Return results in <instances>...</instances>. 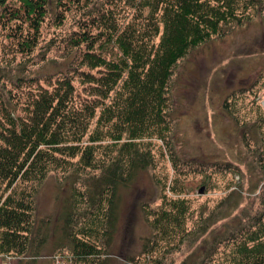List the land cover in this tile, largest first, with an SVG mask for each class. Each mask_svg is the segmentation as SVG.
Returning <instances> with one entry per match:
<instances>
[{
    "label": "trees",
    "instance_id": "16d2710c",
    "mask_svg": "<svg viewBox=\"0 0 264 264\" xmlns=\"http://www.w3.org/2000/svg\"><path fill=\"white\" fill-rule=\"evenodd\" d=\"M93 1L0 0V34L5 32L22 53L38 45L49 12L58 24L73 6L87 16L70 39L81 49L79 64L71 61L68 71L45 85L18 75V88L23 83L32 88L22 114L0 98V254L23 255L33 244L40 246L44 239L33 236L37 187L52 171L80 170L92 173L84 193L92 209L85 229H68L72 257L100 258L103 248L93 241L108 235L104 227L114 224L119 188L155 163L151 143L144 140L166 138L170 130L174 68L193 48L226 27L241 25L259 7L255 0H108L90 7ZM255 162L264 180V150L256 151ZM259 198L255 211L239 216L234 213L242 193L234 189L194 229L188 228L184 199L156 208L143 205L149 224L161 234L160 241L146 244L145 264H161L153 256L160 242H167L165 253H170L219 221L218 230L211 229L205 238L209 244L203 256L181 264H214L217 259L219 264H264V184ZM80 202L74 200L72 211L81 210Z\"/></svg>",
    "mask_w": 264,
    "mask_h": 264
},
{
    "label": "rangeland",
    "instance_id": "374dc122",
    "mask_svg": "<svg viewBox=\"0 0 264 264\" xmlns=\"http://www.w3.org/2000/svg\"><path fill=\"white\" fill-rule=\"evenodd\" d=\"M107 1L94 0L90 7ZM255 1L259 7L250 10L241 25L226 27L193 48L174 68L167 110L170 130L166 138L144 140L151 143L155 163L119 188L114 224L104 227L108 235L100 234L93 241L103 248L102 256L96 261L75 260L67 234L72 226L75 232L87 226L92 206L84 193L92 173L52 171L37 187L35 201L33 236L44 241L23 255L0 254V264H145L146 244L149 239L160 241L161 234L149 224L143 205L156 208L165 201L186 200L190 229L234 189L242 193L234 214L244 217L259 207L264 180L255 157L256 151L264 150V0ZM80 10L73 6L62 24L49 12L38 45L29 53L19 52L5 32L0 34V98L16 113H23L22 102L32 89L29 83L18 88V75L45 85L47 79L55 80L68 71L71 61L79 64L81 49L70 39L87 17ZM76 79L81 93L83 86ZM202 187L204 193H200ZM75 199L81 201L76 212L71 206ZM221 223L209 231L218 230ZM209 231L189 236L170 253H165L167 242H160L153 256L161 264L198 259L209 244L205 241Z\"/></svg>",
    "mask_w": 264,
    "mask_h": 264
},
{
    "label": "water",
    "instance_id": "95a60500",
    "mask_svg": "<svg viewBox=\"0 0 264 264\" xmlns=\"http://www.w3.org/2000/svg\"><path fill=\"white\" fill-rule=\"evenodd\" d=\"M204 191H205V188L202 187L201 190H200V193H204Z\"/></svg>",
    "mask_w": 264,
    "mask_h": 264
}]
</instances>
